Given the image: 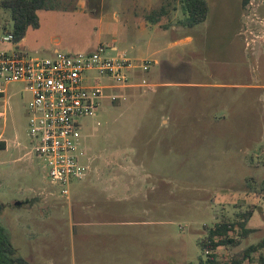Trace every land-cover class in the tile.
I'll return each mask as SVG.
<instances>
[{
  "label": "rangeland",
  "instance_id": "rangeland-1",
  "mask_svg": "<svg viewBox=\"0 0 264 264\" xmlns=\"http://www.w3.org/2000/svg\"><path fill=\"white\" fill-rule=\"evenodd\" d=\"M206 1V21L192 28L182 0H71L75 9L39 11V28L20 43L3 42L0 31V52L49 58L54 50L107 45L135 65L148 62L130 81L143 86L104 90L95 113L79 119L80 161H92L101 177L71 182L69 200L33 153L30 93L23 83L5 84L0 225L28 263L206 264L208 229L253 205L252 231L245 237L236 229L238 244L217 254L226 260L264 239V0ZM167 2L171 11L161 22L168 27H145V15ZM155 32L162 36L151 48ZM126 167L132 172L125 179ZM115 176L116 199L107 201L104 188ZM31 198L53 205L50 218L16 206ZM94 201L101 215L89 209ZM96 216L104 223L83 224Z\"/></svg>",
  "mask_w": 264,
  "mask_h": 264
},
{
  "label": "built area",
  "instance_id": "built-area-1",
  "mask_svg": "<svg viewBox=\"0 0 264 264\" xmlns=\"http://www.w3.org/2000/svg\"><path fill=\"white\" fill-rule=\"evenodd\" d=\"M3 42L13 43V36L4 35ZM147 63L135 65L118 47L107 45L85 53L56 51L49 58H30L16 49L0 52V101L5 99V84L25 85L31 96L28 134L33 153L43 160L49 182L60 196L69 200L71 182L82 180L90 170L80 161L84 152L79 119L95 113L104 90L143 86L144 80L130 81L136 80V69L148 70Z\"/></svg>",
  "mask_w": 264,
  "mask_h": 264
},
{
  "label": "trees",
  "instance_id": "trees-1",
  "mask_svg": "<svg viewBox=\"0 0 264 264\" xmlns=\"http://www.w3.org/2000/svg\"><path fill=\"white\" fill-rule=\"evenodd\" d=\"M70 3L71 0H0L1 34L12 35L13 44L20 43L29 29L39 28V11L75 9V7L70 8ZM170 6V3L167 2L158 9L150 11L145 15V20L152 24H158L163 18L169 16ZM182 6L187 27L192 28L206 21L209 12L206 0H182ZM260 195L264 197V191L260 192ZM24 203L22 202V205ZM1 208H3L2 205H0ZM256 208L253 205L251 208L239 212L238 219L234 221L227 216H223L214 227L208 229L207 236L201 241L203 251H211L207 255L206 264H245L246 262H252L256 253H259L258 264H264V254L262 253L264 250V239L257 244L235 252L226 260H221L217 254V249L220 247L238 244L232 237L236 229H240L245 237L249 235L252 230L247 228V225ZM0 264H30L19 256L18 251L11 243L9 233L2 225H0Z\"/></svg>",
  "mask_w": 264,
  "mask_h": 264
},
{
  "label": "crops",
  "instance_id": "crops-1",
  "mask_svg": "<svg viewBox=\"0 0 264 264\" xmlns=\"http://www.w3.org/2000/svg\"><path fill=\"white\" fill-rule=\"evenodd\" d=\"M144 22H145L144 26L148 27V22L147 21H144ZM167 27L168 26L163 25L161 21L158 24H152V30H154V31H155V29H157V30L166 29ZM161 36H162V34L160 32H155L152 36L150 35V37H149L150 43L148 45H150L151 48H155L156 45H155L154 41H157ZM174 44H176V41L174 42ZM56 51H58V50H54L52 55H54ZM150 78L152 79V77H150ZM95 160H93V161H95ZM92 163L93 162L91 161L90 170L88 171V173L85 175V177L83 179L89 178L90 180L92 179V182L97 183L96 181H98V179L101 177V174H100L101 172H100L98 166L93 167ZM137 169H141V166H138ZM131 172H132V170H129V168L126 167L122 171V173H123L122 177H125V179H126V177L131 175ZM109 181L112 183V185H111L112 188H111V186H108L107 188H104V191H107L106 193L108 194V197H106L107 201H109V199L110 200L111 199H116L115 194H114V192L112 190L115 187H117V181H118L117 176L111 178ZM41 195L45 196L44 194H41ZM21 202H25V201H21ZM21 206H25V207H27L30 210L39 209V214L41 216H43L44 218H50V216L52 215L53 205L51 203L47 202V201L39 200L38 198L28 199V200H26V202L23 205H20L18 207H21ZM89 209L92 210L94 215H96L97 213H99L100 215L102 214L100 212V210L102 211V207H98V204H97L96 201H94L93 204L89 205ZM102 220L103 219H102L101 216H96V217H94L92 219L93 222L90 221V220H84L83 224L84 225H90V224L93 223V224H96V225H101V224L104 223V222H102Z\"/></svg>",
  "mask_w": 264,
  "mask_h": 264
},
{
  "label": "water",
  "instance_id": "water-1",
  "mask_svg": "<svg viewBox=\"0 0 264 264\" xmlns=\"http://www.w3.org/2000/svg\"><path fill=\"white\" fill-rule=\"evenodd\" d=\"M22 205V202H16V206Z\"/></svg>",
  "mask_w": 264,
  "mask_h": 264
}]
</instances>
